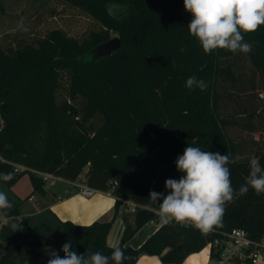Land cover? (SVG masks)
Wrapping results in <instances>:
<instances>
[{"label": "trees", "instance_id": "trees-1", "mask_svg": "<svg viewBox=\"0 0 264 264\" xmlns=\"http://www.w3.org/2000/svg\"><path fill=\"white\" fill-rule=\"evenodd\" d=\"M62 1L101 29L83 40L57 28L16 48L0 44V173L12 176L0 181L12 187L28 174L43 194L44 173L69 181L83 176L84 183L116 198L114 215L90 225L65 221L57 235L44 236L21 226L20 211L8 199L11 212L2 208L8 220L0 226V264H47L44 249L63 257L67 241L77 254L110 256L107 239L118 217L124 221L119 246L129 258L124 264H136L142 255L183 264L209 242L225 240L233 228L256 240L264 237V193L249 187L239 194L250 159L258 157L264 167V25L244 35L253 45L250 53L205 54L189 34L192 17L183 0ZM112 33L121 47L107 53L104 44ZM190 76L207 88H187ZM63 78L69 82L67 98L60 99ZM258 84L263 95L258 93L256 107L250 95ZM230 103L233 110L226 114ZM242 126L260 132L259 139L249 143L231 134ZM189 145L236 160L228 164L235 197L222 225L203 233L173 221L139 247L127 245L146 223L159 219L149 193L168 194L165 181L183 175L175 161ZM126 200L136 203L135 211ZM218 257L213 247L211 259Z\"/></svg>", "mask_w": 264, "mask_h": 264}, {"label": "clouds", "instance_id": "clouds-1", "mask_svg": "<svg viewBox=\"0 0 264 264\" xmlns=\"http://www.w3.org/2000/svg\"><path fill=\"white\" fill-rule=\"evenodd\" d=\"M183 5L192 17L187 25L189 34L199 42L205 54L215 50L250 53L253 45L244 41V35L254 33L264 25V0H183ZM185 86L202 91L207 88L205 81L195 76L188 77ZM229 163H236V160L219 152L191 145L186 147L175 161L177 170L183 175L165 181L168 194L149 193L148 199L158 205L159 225L188 222L203 233L221 226L226 206L235 197ZM249 164L250 173L239 194H246L251 187L260 195L264 193V167L255 156ZM11 178L10 173H0V179L7 181ZM9 206L7 194L0 192V208ZM12 227L16 229L17 225ZM110 247V256L99 251L77 254L67 241L62 246L63 257L55 251L50 252L47 264H124L129 259L118 243Z\"/></svg>", "mask_w": 264, "mask_h": 264}, {"label": "crops", "instance_id": "crops-1", "mask_svg": "<svg viewBox=\"0 0 264 264\" xmlns=\"http://www.w3.org/2000/svg\"><path fill=\"white\" fill-rule=\"evenodd\" d=\"M1 182V181H0ZM49 182V187L47 183ZM46 182L44 193L34 190L31 178L23 175L18 182L7 189L1 187L0 192L7 194L11 205L17 206L20 211L21 223L29 219V226L38 230L44 236H55L63 227L65 221L75 224L90 225L95 221H108L114 215L116 198L108 192L98 191L92 197L79 195L76 184L78 181H69L59 178L51 183ZM3 184V183H1ZM39 217L45 218L43 221ZM159 219L146 223L129 240L127 245L137 248L159 227ZM124 230V221L118 217L108 235V244L120 243ZM59 231V232H58ZM209 246L200 252L191 254L183 264H209ZM136 264H164L160 256L142 255ZM228 264H250L245 262H230Z\"/></svg>", "mask_w": 264, "mask_h": 264}, {"label": "rangeland", "instance_id": "rangeland-1", "mask_svg": "<svg viewBox=\"0 0 264 264\" xmlns=\"http://www.w3.org/2000/svg\"><path fill=\"white\" fill-rule=\"evenodd\" d=\"M4 4L5 11L0 14V44L5 47L16 48L18 45L31 41L35 37L43 36L50 30L57 28L80 40L88 37L92 31L98 32L101 29L98 21L62 0H5ZM116 36L115 33H112V38ZM68 83V79L63 78L62 88L59 92L60 99L67 98ZM251 93L253 94L250 96L255 99L254 105L258 107L260 104L257 100L258 93L260 97L263 95L261 84H258V88ZM232 107V104L229 105L226 114L233 110ZM232 129L231 134L233 136L241 139L248 138L249 143L251 139H259L260 132L249 131L243 126ZM83 179L82 176L79 181L84 183ZM1 183L3 182H0V188L7 189V186ZM47 186L49 187V182ZM126 206L131 210V203H126ZM2 212L4 210L0 208V213ZM44 219L39 217L38 220L43 221ZM29 222V219H25L21 226L26 228L29 226Z\"/></svg>", "mask_w": 264, "mask_h": 264}, {"label": "built area", "instance_id": "built-area-1", "mask_svg": "<svg viewBox=\"0 0 264 264\" xmlns=\"http://www.w3.org/2000/svg\"><path fill=\"white\" fill-rule=\"evenodd\" d=\"M23 168V167H22ZM46 182L59 179L53 174H43ZM116 184V182H115ZM77 193L83 197H92L99 190L93 188L86 183L76 184ZM126 203H131L132 208L130 211H135L136 203L126 200ZM8 216L5 212L0 213V226L6 223ZM225 240H215L209 242L208 258L209 264H228L230 262H247L250 264H264V237L261 239H253L249 236L248 232L243 228H233L230 232L224 233ZM215 247L219 253L218 259H211L212 248Z\"/></svg>", "mask_w": 264, "mask_h": 264}, {"label": "water", "instance_id": "water-1", "mask_svg": "<svg viewBox=\"0 0 264 264\" xmlns=\"http://www.w3.org/2000/svg\"><path fill=\"white\" fill-rule=\"evenodd\" d=\"M121 47V39L119 36L113 37L111 39H109L105 44H104V49H106L107 53H111L113 51L118 50ZM101 48V47H99ZM8 212H11V208L10 207H6L5 208ZM55 251L54 248H46L44 249V253H50Z\"/></svg>", "mask_w": 264, "mask_h": 264}]
</instances>
